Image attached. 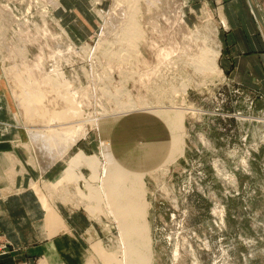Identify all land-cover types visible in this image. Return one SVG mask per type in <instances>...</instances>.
I'll return each mask as SVG.
<instances>
[{
    "label": "rangeland",
    "instance_id": "1",
    "mask_svg": "<svg viewBox=\"0 0 264 264\" xmlns=\"http://www.w3.org/2000/svg\"><path fill=\"white\" fill-rule=\"evenodd\" d=\"M221 3L0 0L1 92L63 159L32 188L49 225L79 214L83 264H264V96L221 64Z\"/></svg>",
    "mask_w": 264,
    "mask_h": 264
},
{
    "label": "crops",
    "instance_id": "2",
    "mask_svg": "<svg viewBox=\"0 0 264 264\" xmlns=\"http://www.w3.org/2000/svg\"><path fill=\"white\" fill-rule=\"evenodd\" d=\"M221 1L218 10L230 26L224 35L227 53L221 64L234 82L257 85L264 96V37L250 0ZM1 85L0 241L11 246L0 250V264H39L41 259L45 264H83L86 243L77 239L82 232L81 217L72 211L78 209L67 207L72 211L68 213L65 205L56 202L53 208L59 220L56 225H49L40 198L32 188L35 181L45 183L60 176L63 159L57 158L47 166L45 159L37 155L28 128L19 124L16 106L11 110L7 106ZM81 147L77 151H85V145Z\"/></svg>",
    "mask_w": 264,
    "mask_h": 264
},
{
    "label": "bare ground",
    "instance_id": "3",
    "mask_svg": "<svg viewBox=\"0 0 264 264\" xmlns=\"http://www.w3.org/2000/svg\"><path fill=\"white\" fill-rule=\"evenodd\" d=\"M254 11V10H253ZM132 16H135L134 14L133 15H131V17ZM132 19V18H131ZM132 23H134V21L132 22ZM136 23V22H135ZM132 26V25H131ZM130 26V27H131ZM133 27V26H132ZM134 29H136V28H134ZM128 31V30H127ZM126 30H125V32H127ZM130 31V30H129ZM131 31H133V30H131ZM135 31V30H134ZM133 31V32H134ZM133 32H131V33H123L124 34V38L125 39H127V41H131L130 39L131 38H133L134 37V34H133ZM135 33V32H134ZM135 36H136V33H135ZM123 38V39H124ZM135 39H136V37H135ZM133 42V41H132ZM204 57V60L202 61V63H201V69L203 70H215L216 69V59H217V56L219 55V51H217V50H214V49H212V48H207V50L206 51H204L203 52V54H202ZM200 69V68H199ZM175 89V88H174ZM177 90V89H176ZM48 112H50V110H47ZM48 115H49V113H48ZM47 116V115H46ZM118 162V161H117ZM127 174V173H126ZM121 177H123V175L121 174V176H120V178Z\"/></svg>",
    "mask_w": 264,
    "mask_h": 264
},
{
    "label": "water",
    "instance_id": "4",
    "mask_svg": "<svg viewBox=\"0 0 264 264\" xmlns=\"http://www.w3.org/2000/svg\"><path fill=\"white\" fill-rule=\"evenodd\" d=\"M250 2L252 3V6H253V8H254V10H255V13H256V16H257V18H258V21H259V23H260V25H261V27H262L263 33H264V21H263V19H262V16H261V14H260V11H259V9H258V6H257L255 0H250Z\"/></svg>",
    "mask_w": 264,
    "mask_h": 264
}]
</instances>
